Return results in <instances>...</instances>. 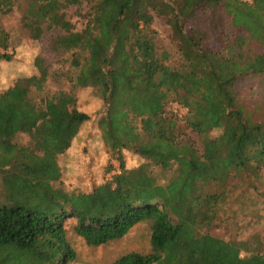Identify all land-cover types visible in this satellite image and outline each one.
I'll list each match as a JSON object with an SVG mask.
<instances>
[{
  "label": "trees",
  "instance_id": "trees-1",
  "mask_svg": "<svg viewBox=\"0 0 264 264\" xmlns=\"http://www.w3.org/2000/svg\"><path fill=\"white\" fill-rule=\"evenodd\" d=\"M19 1L33 40L43 25L62 30L50 49L64 68L38 55L34 74L0 92V264L75 262L67 220L90 247L148 223L150 251L112 264H264V249L241 257L247 242L209 233L230 194L264 184V0H84L79 30L65 10L81 0H0V19ZM155 17L171 30L175 61L157 48ZM10 46L0 25V60ZM53 77L69 92L49 95ZM252 83L262 101L249 109L239 92ZM85 88L103 103L97 125L119 172L67 192L55 187L57 157L90 119L74 104ZM19 135L30 144H14ZM123 151L143 162L127 169Z\"/></svg>",
  "mask_w": 264,
  "mask_h": 264
},
{
  "label": "rangeland",
  "instance_id": "rangeland-1",
  "mask_svg": "<svg viewBox=\"0 0 264 264\" xmlns=\"http://www.w3.org/2000/svg\"><path fill=\"white\" fill-rule=\"evenodd\" d=\"M81 2L80 7H70L65 10V18L77 30L83 25L79 14L85 12V1L81 0ZM24 10L25 3L19 1L12 12L0 19V25L10 34L11 46L7 53L12 55L10 61L0 60V92L13 86L17 78L34 74V58L38 55L51 66L52 72L60 73V70L64 68L61 60L50 49L52 40L62 34V30L47 24L43 25L40 39L33 40L21 24ZM154 28L158 31V50L168 51L171 55L170 62L175 61L176 45L165 20L155 17ZM254 89L253 83L244 84L239 92L246 108L253 109L258 106L257 102L262 101L261 92L254 93ZM46 92L49 95L68 93L69 85L62 78L53 77L47 83ZM74 97L77 111L85 113L90 119L79 126L69 147L58 155L57 163L61 179L55 183V187L67 192H90L94 187L109 180L113 173H118L119 164L115 156L107 151L98 129L97 121L103 109L101 99L88 88L76 90ZM170 108L179 116H183L179 106L171 105ZM187 132L191 138L195 139L194 134ZM12 142L25 147L30 144L26 135H19ZM122 154L127 169H134L143 162L131 151H123ZM110 168H112L111 173H109ZM257 183V190L247 189L242 185L236 192L230 194L228 201L222 205L218 219L209 231L213 236L225 241L247 242L250 250L248 253H241V257H248L264 249V184L261 180ZM1 189L0 173V200ZM2 202L3 200L0 203ZM72 224L71 220L65 222L67 240L77 253V260L71 264H112L127 253L146 254L150 251L148 223H140L121 240L99 247L87 246L73 233Z\"/></svg>",
  "mask_w": 264,
  "mask_h": 264
},
{
  "label": "built area",
  "instance_id": "built-area-1",
  "mask_svg": "<svg viewBox=\"0 0 264 264\" xmlns=\"http://www.w3.org/2000/svg\"><path fill=\"white\" fill-rule=\"evenodd\" d=\"M179 109H180L182 115H184L186 113V109H184V108H179Z\"/></svg>",
  "mask_w": 264,
  "mask_h": 264
}]
</instances>
